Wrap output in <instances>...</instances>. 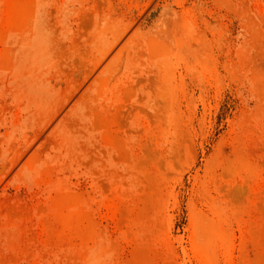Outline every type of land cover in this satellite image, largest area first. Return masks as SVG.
<instances>
[{"label": "rangeland", "instance_id": "1", "mask_svg": "<svg viewBox=\"0 0 264 264\" xmlns=\"http://www.w3.org/2000/svg\"><path fill=\"white\" fill-rule=\"evenodd\" d=\"M0 264H264V0H0Z\"/></svg>", "mask_w": 264, "mask_h": 264}]
</instances>
